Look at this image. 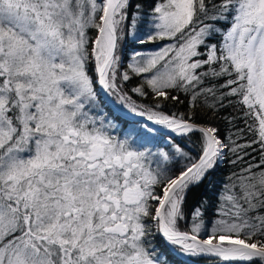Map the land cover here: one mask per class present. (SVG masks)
<instances>
[{
	"label": "snow or ice",
	"instance_id": "1",
	"mask_svg": "<svg viewBox=\"0 0 264 264\" xmlns=\"http://www.w3.org/2000/svg\"><path fill=\"white\" fill-rule=\"evenodd\" d=\"M173 257L264 264V0H0V264Z\"/></svg>",
	"mask_w": 264,
	"mask_h": 264
},
{
	"label": "trees",
	"instance_id": "2",
	"mask_svg": "<svg viewBox=\"0 0 264 264\" xmlns=\"http://www.w3.org/2000/svg\"><path fill=\"white\" fill-rule=\"evenodd\" d=\"M154 2L155 0H146V6H147V3H154ZM135 83H137V81L133 80L132 84H135ZM129 87H131V85H129ZM227 171H228L227 166H224V168L219 173H217L216 179L217 180L223 179ZM207 195L214 200V196L212 195L211 192H209ZM172 259H173L174 264H207V261L203 259H199V258L189 259V258H184V257H179V258L173 257Z\"/></svg>",
	"mask_w": 264,
	"mask_h": 264
},
{
	"label": "rangeland",
	"instance_id": "3",
	"mask_svg": "<svg viewBox=\"0 0 264 264\" xmlns=\"http://www.w3.org/2000/svg\"><path fill=\"white\" fill-rule=\"evenodd\" d=\"M136 47H140L139 45H136ZM146 48H152V47H154L153 45H147V46H145Z\"/></svg>",
	"mask_w": 264,
	"mask_h": 264
}]
</instances>
